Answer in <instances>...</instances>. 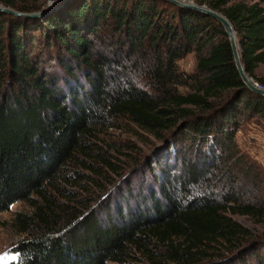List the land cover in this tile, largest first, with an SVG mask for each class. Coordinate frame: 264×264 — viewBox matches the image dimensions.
<instances>
[{
    "label": "trees",
    "instance_id": "16d2710c",
    "mask_svg": "<svg viewBox=\"0 0 264 264\" xmlns=\"http://www.w3.org/2000/svg\"><path fill=\"white\" fill-rule=\"evenodd\" d=\"M195 1L229 18L254 77L264 0ZM62 2L0 10V212L29 205L6 264H264V230L232 216L264 224V170L236 140L264 95L222 24L169 0ZM122 122L161 145L127 173L109 137Z\"/></svg>",
    "mask_w": 264,
    "mask_h": 264
},
{
    "label": "rangeland",
    "instance_id": "374dc122",
    "mask_svg": "<svg viewBox=\"0 0 264 264\" xmlns=\"http://www.w3.org/2000/svg\"><path fill=\"white\" fill-rule=\"evenodd\" d=\"M18 1L21 2L24 0ZM25 1L29 2V4L35 1L36 3L41 5L40 9H42L52 8L56 6L59 7L63 3L62 1L66 0ZM236 1L239 0H225V4H223L222 6H226ZM244 1L252 2L253 0ZM0 3L2 2L0 1ZM261 3L264 5V1ZM196 61L197 54L194 50L189 51L183 57L177 60L179 68L188 72L195 69ZM255 77L264 78V62L260 63L255 68L254 77L252 76V78L257 81ZM110 131L112 133L109 134V137L114 142H116V149L114 151L115 155L113 157L117 162L122 164V167L126 170L125 173H127V171L130 170L135 164V162H133L135 159L144 158L145 154H155L160 150L161 145L159 144V141L155 139V136L134 124L122 122L121 127L110 129ZM236 140L240 148L247 152L252 158H254L260 168L264 170V119L255 117L246 118L242 122L240 129L236 132ZM130 176L131 174L128 175V177ZM120 182H123V180ZM108 186L110 188L111 184H107L105 188H108ZM105 191L106 189L102 190L101 193H104ZM19 210L27 212L29 210L28 202H15L11 204L9 209L0 212V264H6L8 261L15 257V253L12 250L15 240L19 237V233L13 226V217ZM232 216L238 221H241L242 223L249 226L254 231L264 230V224L261 221H257L250 215L233 214Z\"/></svg>",
    "mask_w": 264,
    "mask_h": 264
},
{
    "label": "water",
    "instance_id": "95a60500",
    "mask_svg": "<svg viewBox=\"0 0 264 264\" xmlns=\"http://www.w3.org/2000/svg\"><path fill=\"white\" fill-rule=\"evenodd\" d=\"M169 1H171L175 4H178V5L187 6V7L193 8L195 10L210 14L215 19H217L222 24V26H223L226 34H227V37H228L230 45H231L235 65L238 69V72L241 76V79L245 82V84L251 90L264 95V85L259 84L257 81H255L252 78L251 75H249L245 71V67L243 65L241 56L239 55V49L240 48H239L238 40L236 37V31H235L231 21L229 20V18L223 12H221L220 10H217L215 8L210 7L205 3L196 2L195 0H169ZM0 10L6 11L9 13H13V14H17V15H25V16H39V15H42L46 12V10H43V9L36 10V11H22V10H18L14 7L4 5L2 3H0Z\"/></svg>",
    "mask_w": 264,
    "mask_h": 264
},
{
    "label": "bare ground",
    "instance_id": "6f19581e",
    "mask_svg": "<svg viewBox=\"0 0 264 264\" xmlns=\"http://www.w3.org/2000/svg\"><path fill=\"white\" fill-rule=\"evenodd\" d=\"M239 55L241 56V51H240V49H239Z\"/></svg>",
    "mask_w": 264,
    "mask_h": 264
},
{
    "label": "built area",
    "instance_id": "2783aa9c",
    "mask_svg": "<svg viewBox=\"0 0 264 264\" xmlns=\"http://www.w3.org/2000/svg\"><path fill=\"white\" fill-rule=\"evenodd\" d=\"M263 161H264V154H263Z\"/></svg>",
    "mask_w": 264,
    "mask_h": 264
}]
</instances>
